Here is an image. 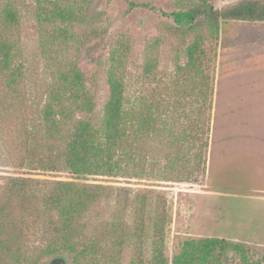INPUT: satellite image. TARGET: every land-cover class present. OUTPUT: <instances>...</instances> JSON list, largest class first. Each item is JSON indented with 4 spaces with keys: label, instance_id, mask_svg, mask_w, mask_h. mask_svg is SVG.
<instances>
[{
    "label": "trees",
    "instance_id": "trees-1",
    "mask_svg": "<svg viewBox=\"0 0 264 264\" xmlns=\"http://www.w3.org/2000/svg\"><path fill=\"white\" fill-rule=\"evenodd\" d=\"M91 3L37 0L35 14L41 27L56 22L66 27L71 23L86 25L81 44L87 64L100 65L104 52L108 53L109 96L99 121L95 119L96 92L92 90L96 79L88 76L79 62L54 73L46 93L34 95L33 117L28 118L27 99L32 91L24 88L23 64H16L20 54L15 41L21 21L20 0H6L0 7V79L4 81L0 88V147L16 168L64 172L74 179H5L0 199V264H40L46 260L50 264H115L129 237L140 238L145 232L146 197L126 187L78 180L148 175L187 182L194 174L191 164L187 165L190 156L182 148L186 143L197 144V135L189 132L197 127L182 126L179 133L169 127L167 141H163L166 121L160 119L157 105L140 95L127 98L126 43L111 46L106 31L97 26L101 13L93 11ZM162 14L171 20L172 35L187 44V63L179 69L204 76L205 43L217 40L221 28L231 22H264V0H240L220 9L209 0H184L171 13ZM66 27L59 29L58 35L66 34ZM42 36L44 43L48 37L55 38L46 31ZM154 70L155 57L149 52L144 73L150 75ZM159 142L178 146L175 156L169 153L165 157L164 171L158 168ZM205 147L203 144L202 149ZM202 149L195 158L203 159ZM131 215L134 221L129 223L127 216ZM159 221L155 230L160 229ZM159 264L259 263L251 259L250 249L242 243L203 238L185 240L171 262L162 259Z\"/></svg>",
    "mask_w": 264,
    "mask_h": 264
},
{
    "label": "rangeland",
    "instance_id": "rangeland-1",
    "mask_svg": "<svg viewBox=\"0 0 264 264\" xmlns=\"http://www.w3.org/2000/svg\"><path fill=\"white\" fill-rule=\"evenodd\" d=\"M5 1L3 0L0 7ZM36 1L20 0L21 21L15 31V41L20 49L16 64H23L24 88L32 91L27 99L30 106L28 118L33 117L32 112L35 108L33 101L37 100L33 98L34 95L51 87L54 73L71 63L79 62L88 76L92 75L96 79L92 90L96 92L95 119L99 121L109 96L108 53L104 52L100 65L87 64V56L83 55L84 47L82 48L81 44V35L87 30V26L71 23L66 27L56 22L41 27L35 14ZM89 1H92L90 5L92 10L101 13L97 26L106 31L111 46L119 47L125 42L129 49L125 77L127 98L133 100L140 95L147 103L153 102L157 105L160 119L166 121L163 141H167L169 127H174L178 133L182 126L197 127L196 130L191 129L189 132L198 137L195 146L186 143L182 148L183 153L188 154L191 159L187 165L191 164L194 171L190 181H165L148 175L142 178L90 176L78 180L126 187L134 194L142 192L146 197L145 232L140 238L129 237L115 264L135 262L159 264L162 259L171 262L185 240L203 238H219L242 243L250 249L251 259L255 263L264 264V224L258 215L261 209L264 210V206L260 207L258 201L250 199L258 185L264 183L263 179L254 182V177L258 174V165H255L249 153L258 147L253 137L254 123L250 116L247 125L242 123L237 127L231 125L229 131H225L229 124L223 120L225 109L219 93L222 85L235 84L241 79V69L244 68L247 58L264 55V22L254 24L231 22L224 25L217 40L205 43L202 58L204 76H199L179 69L187 63L185 53L187 44L172 35L171 20L162 14L171 13L184 0H111L110 3L107 0ZM209 1L215 8L220 9L240 0ZM65 27L67 33L58 35L57 31ZM43 31L50 36L55 35V38L48 37L44 43ZM149 52L154 54L155 70L147 75L144 73V64ZM259 62L260 60H257V67L260 66ZM248 63L246 67L253 66L252 61ZM253 80L252 74H249L243 77L242 84L252 83ZM3 87L4 81L1 78L0 88ZM182 88L185 89L184 92L179 91ZM231 139L233 140L225 145L231 149L227 155L229 157L225 175L238 177L241 181L238 184L227 182L213 187L214 192L224 195L211 194L208 161L213 157L214 149L220 147L221 142ZM165 143L156 144V154L160 158L158 168L162 171L167 163L165 157L169 153L175 156L178 150L177 145ZM203 144H206L204 149ZM200 149L202 160L194 157ZM18 176L74 180L72 175L64 172L16 168L9 163L0 147V199L5 179ZM158 218L160 229L155 230ZM127 220L132 223L134 217L127 216ZM246 226L249 230L243 228ZM40 264H50V260L42 261Z\"/></svg>",
    "mask_w": 264,
    "mask_h": 264
},
{
    "label": "crops",
    "instance_id": "crops-1",
    "mask_svg": "<svg viewBox=\"0 0 264 264\" xmlns=\"http://www.w3.org/2000/svg\"><path fill=\"white\" fill-rule=\"evenodd\" d=\"M256 58H247L244 64V68L241 69V79L235 84H224L222 90L219 91L221 101L224 103L223 120L229 124V127L225 131H229L231 125L236 127L239 123L247 125L249 123V117L254 123V140L257 141L258 147L254 151H249L253 157V162L258 165V174L254 177V182L261 179L264 181V55H258ZM257 60H260L259 67H257ZM252 61V67H246ZM253 76L252 83H243V77L248 75ZM235 109L234 111H232ZM235 118H238L237 120ZM230 134V133H226ZM235 135V134H234ZM250 136V135H249ZM237 137V135H235ZM235 139V138H234ZM233 139L221 142L220 147L215 148L213 151V157L208 161L209 170V183L210 193L215 195H221L222 193L214 192L213 187L224 185L225 183L238 184L241 179L235 176H226L225 169L228 162V154L231 149L225 147L226 144ZM233 151V150H232ZM260 166V167H259ZM263 176V177H262ZM224 195V194H222ZM250 199L259 202L260 207L264 206V183H260L257 187L254 195L250 196ZM263 220L264 224V210L261 209V213L258 214ZM248 226L243 227L247 229ZM249 230V229H247ZM260 234V233H258ZM264 235V232H263Z\"/></svg>",
    "mask_w": 264,
    "mask_h": 264
}]
</instances>
